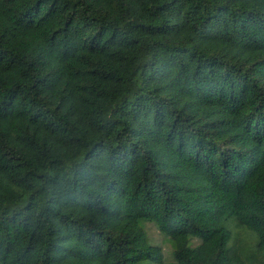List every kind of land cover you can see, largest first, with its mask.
I'll return each instance as SVG.
<instances>
[{
    "label": "trees",
    "instance_id": "trees-1",
    "mask_svg": "<svg viewBox=\"0 0 264 264\" xmlns=\"http://www.w3.org/2000/svg\"><path fill=\"white\" fill-rule=\"evenodd\" d=\"M264 0H0V264H264Z\"/></svg>",
    "mask_w": 264,
    "mask_h": 264
},
{
    "label": "rangeland",
    "instance_id": "rangeland-1",
    "mask_svg": "<svg viewBox=\"0 0 264 264\" xmlns=\"http://www.w3.org/2000/svg\"><path fill=\"white\" fill-rule=\"evenodd\" d=\"M146 231L148 242L157 251L160 263L149 260L140 261L139 264H175L172 255V246L166 238L152 223L142 224ZM225 226L230 230L229 240L230 254H237L239 249L244 248L247 253H254L259 261H264V253L258 248V236L255 232L239 224L235 219H229Z\"/></svg>",
    "mask_w": 264,
    "mask_h": 264
}]
</instances>
